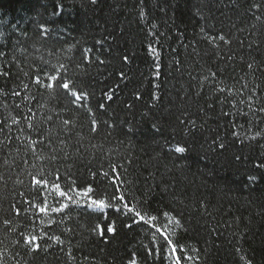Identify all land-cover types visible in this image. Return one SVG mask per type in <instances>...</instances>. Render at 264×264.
<instances>
[{
    "label": "trees",
    "instance_id": "16d2710c",
    "mask_svg": "<svg viewBox=\"0 0 264 264\" xmlns=\"http://www.w3.org/2000/svg\"><path fill=\"white\" fill-rule=\"evenodd\" d=\"M0 51V264H171L156 227L182 264H264V0H0Z\"/></svg>",
    "mask_w": 264,
    "mask_h": 264
},
{
    "label": "snow or ice",
    "instance_id": "6c2138e0",
    "mask_svg": "<svg viewBox=\"0 0 264 264\" xmlns=\"http://www.w3.org/2000/svg\"><path fill=\"white\" fill-rule=\"evenodd\" d=\"M93 3H95V0H92ZM219 40L221 41H224L225 43H227L228 41L225 39V37L223 35L219 36L218 37ZM214 40L215 38H210V42H213L214 43ZM6 54L2 51H0V57L2 56H5ZM64 66L61 65L60 68H57L56 71H55V74H45L46 77H47V80L49 81L48 83H44L41 81L40 77L37 76L34 80V83L40 85L41 87H45L47 89H53V87L56 85V82L60 81L62 79V77L60 76V71L61 69L63 68ZM252 65H249V68H251ZM11 75L10 72L8 71H0V76H3L5 78L9 77ZM25 75H27V73H25ZM28 85L25 84L24 85V88H27ZM59 87H62L64 90H65V93L71 97H73L74 99L72 100V103L74 104H77V106H82L80 104H78V102L84 100L86 97L84 94L82 93H78L76 90H74L71 86V82L68 81V80H63L62 83H59ZM12 95L14 96H20L21 93L18 92V91H13L12 92ZM111 97H109L110 99ZM25 99H28V97H25ZM17 108H20L21 106L19 104L16 105ZM101 108L104 107L103 104L100 105ZM262 111H264V109H261ZM29 111H31V109H29ZM26 119L29 121L28 123V127L29 129L33 128V124L31 123L33 117L32 116H27ZM49 119H51V117H49ZM19 123V120L16 118V117H12L11 119V124L15 125V124H18ZM63 123L65 125H67L69 123L68 120H64ZM92 131H96V122L93 121V125H92ZM4 132V128L0 127V133H3ZM10 139V137H9ZM31 143L34 145L35 143H37L36 141H31ZM175 151L178 152V153H181V152H184L185 149L183 147H179L177 146L175 148ZM259 166V165H258ZM251 179H254L252 177H250V180ZM32 183L39 187L41 185H43L44 187H48V182L46 180H43V179H38L36 176H33L32 177ZM52 189L54 190L55 194L60 196V197H63L65 199H68V200H72L73 203H77L78 200L76 199H73V197L69 196L66 192L62 191L60 189V185L59 184H54L52 185ZM72 191L75 193V196L77 198H80V197H86L88 198L91 203L89 204V207H93L95 206L96 209L98 210H102L104 209L105 207H108L109 205L105 202V200L101 199V200H97V199H93L89 194L92 192V188L91 187H88L87 189H83V190H80V189H76V188H73ZM113 199H120V200H123V197H115L113 196ZM33 207H37V205H33ZM68 205L67 204H61V206L59 208H51L50 211L52 212H60L62 211L63 209L67 208ZM123 207L125 209H127L128 212H133L135 211L134 208H131L129 207L127 204H124ZM39 211L41 213H44L45 215L48 214V211H49V206L47 204V201H45V204L44 206H41L39 207ZM117 211H119V209H117ZM17 214H19V211L17 210ZM136 215L137 216H140V219L141 220H144L145 218L143 216L140 215L139 212H136ZM165 216H168L167 213L164 214ZM156 220V217H148L147 218V222H151V221H155ZM8 221L6 220L5 221V224H7ZM178 223V222H177ZM150 226H153L155 227V225H151ZM97 228L100 229V234L103 235V229L100 225H97ZM156 232L160 233V235L163 237L164 239V242L167 243L168 245V253H169V257L171 259V264H182L183 260L184 259H190V257H182L181 255H179L178 253L179 252H183V248L181 246H177V245H174L172 240L169 238L168 234H167V231L166 229H163L161 227H156ZM108 231L109 232H112L113 231V228L111 226L108 227ZM37 237L36 236H31V237H25L24 238V243L26 245H29L32 247V250L35 251V250H38L39 248V245L36 244L35 242L37 241ZM55 240H59V237H54ZM151 255V253H149ZM129 264H136V260L135 258H133L132 260L129 261Z\"/></svg>",
    "mask_w": 264,
    "mask_h": 264
}]
</instances>
